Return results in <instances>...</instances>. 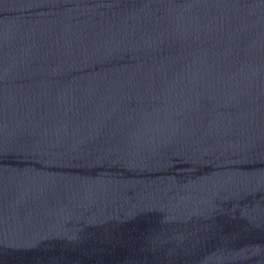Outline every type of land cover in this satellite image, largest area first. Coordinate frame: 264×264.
<instances>
[{
    "label": "water",
    "instance_id": "obj_1",
    "mask_svg": "<svg viewBox=\"0 0 264 264\" xmlns=\"http://www.w3.org/2000/svg\"><path fill=\"white\" fill-rule=\"evenodd\" d=\"M0 264H264V0H0Z\"/></svg>",
    "mask_w": 264,
    "mask_h": 264
}]
</instances>
